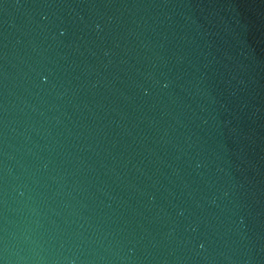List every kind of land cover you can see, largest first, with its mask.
Segmentation results:
<instances>
[{
    "label": "water",
    "instance_id": "obj_1",
    "mask_svg": "<svg viewBox=\"0 0 264 264\" xmlns=\"http://www.w3.org/2000/svg\"><path fill=\"white\" fill-rule=\"evenodd\" d=\"M0 264H264V0H0Z\"/></svg>",
    "mask_w": 264,
    "mask_h": 264
}]
</instances>
